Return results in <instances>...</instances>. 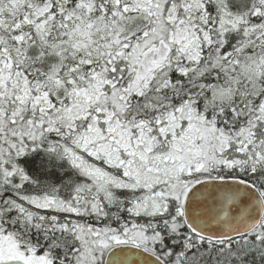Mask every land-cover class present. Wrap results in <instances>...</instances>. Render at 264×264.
Here are the masks:
<instances>
[{
    "label": "snow or ice",
    "instance_id": "1",
    "mask_svg": "<svg viewBox=\"0 0 264 264\" xmlns=\"http://www.w3.org/2000/svg\"><path fill=\"white\" fill-rule=\"evenodd\" d=\"M0 264H264V0H0Z\"/></svg>",
    "mask_w": 264,
    "mask_h": 264
}]
</instances>
